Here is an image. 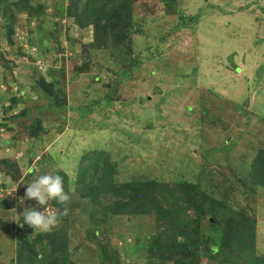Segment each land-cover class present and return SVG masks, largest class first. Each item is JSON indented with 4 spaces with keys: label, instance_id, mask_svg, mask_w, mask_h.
I'll use <instances>...</instances> for the list:
<instances>
[{
    "label": "rangeland",
    "instance_id": "rangeland-1",
    "mask_svg": "<svg viewBox=\"0 0 264 264\" xmlns=\"http://www.w3.org/2000/svg\"><path fill=\"white\" fill-rule=\"evenodd\" d=\"M18 1L0 0V264H26L17 262L22 232L60 264L47 237L56 230L68 234L67 264H105L102 250L106 264H231L210 252L221 239L213 217L193 210L184 211L195 221L188 229L200 227L196 240L205 244L176 255L179 216L167 228L153 213L132 212L96 228L91 211L101 217L110 197L95 203L76 183L84 158L100 151L116 164L117 184L153 181L174 200L199 189L257 220L254 254L264 256V190L249 171L264 148V0H128L130 50L113 39L94 51V28L61 13L69 0H32L31 13ZM11 25L12 45L2 33ZM45 173L65 178L70 200L48 207L68 215L33 235L18 215L36 201L18 202ZM166 230L178 238L165 244L168 256L146 251Z\"/></svg>",
    "mask_w": 264,
    "mask_h": 264
},
{
    "label": "trees",
    "instance_id": "trees-1",
    "mask_svg": "<svg viewBox=\"0 0 264 264\" xmlns=\"http://www.w3.org/2000/svg\"><path fill=\"white\" fill-rule=\"evenodd\" d=\"M2 1L4 4L8 2V0ZM31 1H18L19 5L23 7V12L31 13L34 11L30 5ZM129 4L130 2L128 0H69V8L66 10L62 7L61 13L64 14L67 11L68 14L66 17L69 19L72 18L73 23L78 25V27L87 28L91 26L94 28L92 51L101 50L100 47H102L101 43L103 41L112 42L113 39L117 41L121 40L118 43L120 44V48L126 50L129 46L128 50H130V43L126 41L129 39L128 34L132 29V25L130 24L132 20V9L129 8ZM116 15L118 16L117 18L115 17ZM194 19L195 17H188L186 20L192 23ZM119 26H122L121 29H119ZM2 33L4 34L5 42L12 45L11 40L14 38L13 26H3ZM250 68L256 77L262 79L257 74L255 68ZM86 161L89 162V165L80 171L76 183V192H79L83 198L92 199L95 203H99L98 200H101L103 197H110L108 210L101 217L98 216L99 213L97 211H91V219L96 228L106 223L108 219H115L132 212L153 213L158 218L159 223H163L167 228L171 227L169 224L174 226V217L178 218L177 216H179L176 221L185 220L179 234L184 237L183 241L177 242L178 238L171 236L172 233L166 230V233L152 235L146 250H151L150 254L159 251L164 256H168L166 255L168 253L163 251L167 249L165 244L169 246V243L177 242L181 246V249L172 251L176 255L177 253H185L190 246L199 249L205 244L204 241L199 242L196 240L200 233V227L197 231H194V227L190 230L188 229L195 221H192L189 217L186 219L184 211L193 210L197 218L201 219L207 215L212 216L215 220L209 223L213 227V231L220 235L221 239L214 242V245H217L219 249L217 246L211 247L210 249L213 256H220V254L229 256L231 264H264V256L256 257L254 254L255 240L257 238V220L248 218L242 213L224 206L210 195H203L199 189V192H194L195 194L193 196H188L186 193L188 199H185L184 196H178V199L174 200L170 187L163 186L162 189L160 184L153 181H147L144 184H117L114 182L116 164L111 162L108 154L105 152L91 153L88 157L84 158L83 163ZM249 171L253 183L264 190V148L259 149L257 152L249 166ZM64 187L65 191L68 192L65 178ZM160 189L164 191V204L162 203V199L159 198L161 195ZM191 190L197 191L195 188ZM168 194H170L169 197H166ZM156 196L158 198H155ZM160 204H163L162 207H159ZM54 206L57 207L58 204L55 202ZM237 219H241L239 224L234 223ZM30 237L31 235L29 234L23 232L18 233L16 239L19 242L18 251L22 257L17 262L26 264H53L49 258H44L39 255L40 253L37 251L36 245L30 243ZM47 237L54 254L60 260V264L69 263L67 232L56 230L49 233ZM191 237L195 239L193 242H189ZM198 237L200 238V235ZM38 239L40 240V238ZM101 241H96L97 246H103ZM104 254L105 252L102 250V261L105 264L110 263Z\"/></svg>",
    "mask_w": 264,
    "mask_h": 264
},
{
    "label": "clouds",
    "instance_id": "clouds-1",
    "mask_svg": "<svg viewBox=\"0 0 264 264\" xmlns=\"http://www.w3.org/2000/svg\"><path fill=\"white\" fill-rule=\"evenodd\" d=\"M70 196L64 187V178L59 174H41L27 184L25 195L19 199V205H24L25 201H36V205L25 208L22 215L23 224L33 229V235L37 233L50 232L58 223L60 215H68L65 207L62 213L48 207L50 201H55L59 205H66Z\"/></svg>",
    "mask_w": 264,
    "mask_h": 264
}]
</instances>
